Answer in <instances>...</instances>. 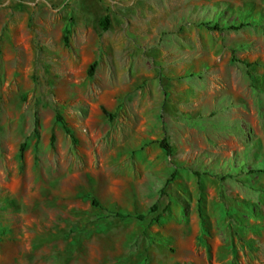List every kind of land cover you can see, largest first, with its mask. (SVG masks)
I'll use <instances>...</instances> for the list:
<instances>
[{
    "label": "rangeland",
    "instance_id": "374dc122",
    "mask_svg": "<svg viewBox=\"0 0 264 264\" xmlns=\"http://www.w3.org/2000/svg\"><path fill=\"white\" fill-rule=\"evenodd\" d=\"M263 10L0 0V264H264Z\"/></svg>",
    "mask_w": 264,
    "mask_h": 264
},
{
    "label": "trees",
    "instance_id": "16d2710c",
    "mask_svg": "<svg viewBox=\"0 0 264 264\" xmlns=\"http://www.w3.org/2000/svg\"><path fill=\"white\" fill-rule=\"evenodd\" d=\"M107 19H108L107 16H104V17L99 21V25L101 26V28H102L103 30H105L106 27H107V24H108V20H107ZM199 24L202 25V26H205V27H206L207 29H209V30H218V31H221V30H224V29H236V28H238V27L243 26V25H244V22H239L238 25H236V26H235V25H232V24H231V25H226V24H222V25H220V24H218L217 22H213L212 24H210L209 22H201V23H199ZM244 64H245V63H244ZM246 64H247V63H246ZM93 67H94V63H91V64L89 65V67L87 68V75H91V73H92V71H93ZM56 119H57V121H59V122L62 123L65 132H66V133H69L68 129H66V127H65L64 122L62 121L61 117H60L58 114H56ZM35 125H36V123L34 122V127H35ZM158 145H159V147H160L161 149L164 150V152L166 153V155H171L170 146H169V144L167 143V141H166L164 138H161V139L158 141ZM258 171L264 173V166H263L262 168H259ZM91 203H92L93 206L98 207V203H97L94 199H91ZM154 209H155V206H152V207L150 208V211H154ZM115 216H117V217H119V218H123V219H124V218H128V217H130L129 214H122V213H118V212L115 213ZM135 217H136V219H137L138 221H141V220L143 219L144 216L141 215V214H137V215H135ZM156 219H157V216H155V217L153 218V221H156ZM0 231H2V230H0ZM176 264H180V263H176ZM181 264H184V263H181Z\"/></svg>",
    "mask_w": 264,
    "mask_h": 264
},
{
    "label": "crops",
    "instance_id": "0c3cea01",
    "mask_svg": "<svg viewBox=\"0 0 264 264\" xmlns=\"http://www.w3.org/2000/svg\"><path fill=\"white\" fill-rule=\"evenodd\" d=\"M251 5V4H250ZM252 6V9L254 10V11H259V10H257L256 9V5L254 6V5H251ZM261 13H263L264 14V10L263 11H260ZM250 12H248L247 13V15H245L244 17H245V19H241V21L243 22L244 20H245V22H244V24H246L247 22H251V19H250ZM252 16V15H251ZM264 22V21H263ZM180 259H182V258H180ZM180 259L179 258H176L175 260H172L173 261V263L172 264H176V263H179V262H177V261H180ZM176 262V263H175ZM196 264H198V263H196Z\"/></svg>",
    "mask_w": 264,
    "mask_h": 264
}]
</instances>
